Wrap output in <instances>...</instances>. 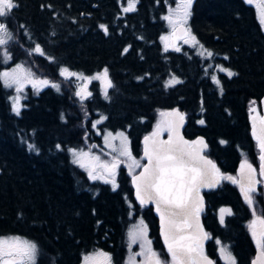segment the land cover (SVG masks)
Segmentation results:
<instances>
[{
  "label": "trees",
  "instance_id": "1",
  "mask_svg": "<svg viewBox=\"0 0 264 264\" xmlns=\"http://www.w3.org/2000/svg\"><path fill=\"white\" fill-rule=\"evenodd\" d=\"M15 3L18 7L0 18L14 33L8 46L11 59L0 62V72L19 64L37 78L58 83L60 90L46 86L37 93L26 84L17 115L10 99L17 95L15 87L0 82V237L35 243L36 264H80L97 251L121 262L128 254V225L142 215L154 249L167 258L151 207H141L132 198L126 165L118 169L114 190L111 183L90 179L89 170L74 163L69 150L100 149L101 138L92 124L104 116L97 128L124 131L132 155L140 159L141 138L153 131L159 113L178 108L186 119L184 135L204 136L205 153L221 173L234 175L245 159L257 167L258 150L247 118L250 103L258 104L264 94V29L255 6L246 0H192L187 21L199 44L165 52L160 38L168 22L163 17L176 8L177 0H138L130 13L122 11L127 0ZM101 24L108 26L107 34ZM36 44L40 53L34 50ZM200 45L213 55L196 52ZM208 65L235 75L207 70ZM61 67L83 77L107 67L114 87L105 98L100 81L85 80L86 98L81 101L75 95L80 91L77 79L66 80ZM173 76L182 82L166 88ZM203 195L201 219L210 235L206 254L215 257L211 239L217 236L229 244L237 264H249L255 244L248 231L253 215L238 187L223 181ZM255 201L257 214L264 213L261 190ZM221 205L231 207L224 224L215 213Z\"/></svg>",
  "mask_w": 264,
  "mask_h": 264
},
{
  "label": "snow or ice",
  "instance_id": "2",
  "mask_svg": "<svg viewBox=\"0 0 264 264\" xmlns=\"http://www.w3.org/2000/svg\"><path fill=\"white\" fill-rule=\"evenodd\" d=\"M252 3V0H248ZM138 0H127V6L123 7L124 13L136 10ZM192 0H178L175 9H169V14L163 17L170 28L169 35L161 36L164 41V51L169 49L170 40H183V43H191L194 47L199 44L196 36L187 28V20L191 15L190 8ZM18 7L15 0H0V18L10 15L11 11ZM50 7V6H49ZM260 23L264 25V0L261 3ZM107 34L108 26H99ZM14 33L8 29L5 23H0V62L7 63L11 59L8 46L13 41ZM130 47V46H129ZM203 48V45H200ZM35 52H41V46L35 45ZM175 48V51H180ZM125 53L128 48L123 50ZM207 56L213 53L207 51ZM203 54V53H201ZM52 60V57L48 58ZM228 77L235 75L229 69L221 68ZM60 75L66 80L72 77H83V74L72 72L67 67L60 68ZM83 79H95L97 81H107L104 89L105 98L107 89L114 85L109 78V70L105 67L101 72L93 77H83ZM143 79V77H138ZM211 79L217 84L220 81L215 75ZM0 82L5 88L15 87L16 96L11 97L12 111L17 115L21 111V92L26 84H31L37 91L41 87L51 86L57 91L60 90L58 83H53L48 79H40L35 76L31 69H25L22 65H16L8 71L0 72ZM173 76L165 82V87H173L181 83ZM222 91V89H221ZM75 95L83 101L86 97L82 91H76ZM91 96V93L88 94ZM255 101L250 103V112L256 113L257 108L253 107ZM162 119L157 123L153 132L144 137L143 155L136 159L132 155L130 141L123 132H108L104 136L105 144L111 151V161H100V156L92 155L82 149H70L74 157V163L84 166L87 158L89 166V178L92 180H103L111 183L115 190L118 185L116 176L121 164H126L129 174H131L132 184L135 187V197L141 207L154 204L155 210L160 219V235L163 239L168 259L162 258V254L155 251L152 241L148 238L147 225L141 219L139 226L129 232V243L139 244L140 251L133 253L130 257V264H136L135 257H142L139 264H214L207 256L204 249V242L210 239V235L203 230L200 223V215L204 210L203 197L200 195L202 188H215L223 181L227 180L238 184L240 192L245 202L250 206L253 219L249 222V230L257 247V256L251 264H264V213L257 214L255 207V194L257 185L264 183V115H252V136L257 142L259 151V168L257 170L247 159L243 160L239 168V178L225 175L220 172L216 164L204 155L207 144L203 138L188 141L180 135V128L183 125L185 115L178 109L168 112H160ZM106 117L101 116L99 120L92 124L96 128ZM199 123L203 124L201 120ZM164 132L168 133V139H161ZM119 139V145L113 142ZM221 143H226L221 141ZM30 150H36L35 145H28ZM60 148V145H57ZM115 153V155H113ZM146 160V163L143 161ZM136 169H140L137 173ZM230 215L231 210L220 209L221 213ZM221 223L224 221L223 215L220 217ZM217 244L220 241L217 240ZM220 254L225 257L226 264H236L235 257L226 247L220 248ZM38 247L35 243L24 240L20 237H0V264H36ZM83 264H111V256L108 253L97 251L83 257Z\"/></svg>",
  "mask_w": 264,
  "mask_h": 264
},
{
  "label": "rangeland",
  "instance_id": "3",
  "mask_svg": "<svg viewBox=\"0 0 264 264\" xmlns=\"http://www.w3.org/2000/svg\"><path fill=\"white\" fill-rule=\"evenodd\" d=\"M178 1V0H177ZM257 4V6H255L256 7V12H257V15H258V19H259V21H260V11H261V4H258V3H256ZM1 23V22H0ZM261 24V23H260ZM262 27H263V29H264V25H261ZM187 28H188V26H187ZM170 32H171V28H170V26H169V24H168V30L166 31V32H164L161 36H165V35H169L170 34ZM161 43H162V46H163V48H164V41H162L161 40ZM183 45H190V46H193L191 43H189V44H185V43H183V40H176L175 42H172V40H170V42H169V48L170 49H175V48H181ZM198 47V46H197ZM35 49V48H34ZM2 52H3V49H2ZM196 52H198V53H203L202 55L204 56V57H207V58H209V56H207V52L204 50V48H201L200 46L198 47V49H197V51ZM216 68V67H211L210 65H208L207 67H206V69L207 70H214V69ZM216 69H221V66L220 65H218L217 66V68ZM74 78H76L77 79V89L78 90H80V91H82V93H84V91H85V89L87 88V83L85 82V79H83V77H80V76H78V77H74ZM106 83H107V81H100V84H101V87H102V89L104 90L105 89V87H106ZM100 119V118H99ZM99 119H97V120H99ZM162 119V117L161 116H159V118H158V122L160 121ZM96 120V121H97ZM95 122V121H94ZM93 122V123H94ZM157 122V123H158ZM157 125V124H156ZM156 125H155V127H156ZM155 127H154V129H155ZM153 129V130H154ZM95 131H96V133H98V135L100 136V138H101V148L100 149H96V150H93L92 148H91V146H87V147H80V148H78L77 150H83V151H85V152H90L92 155H98V156H100V161L101 162H103V161H111V159H112V156H110L108 153L111 151V149L108 147V146H106V144H105V140H104V136H105V134L106 133H108V132H111V133H113V134H115V133H118V132H123L124 133V135L127 137V134L124 132V131H122V130H111V129H106V128H103L102 130H100V129H98L97 127L95 128ZM153 132V131H152ZM151 132V133H152ZM151 133H149V134H151ZM166 134H165V136L163 137V135H162V137L163 138H166L167 137V132H165ZM127 139H128V137H127ZM129 141V140H128ZM116 146H118L119 145V139H117L116 141H114L113 142ZM132 152V151H131ZM113 155H115V153H113ZM71 156H72V158H73V160H74V157H73V155H72V153H71ZM134 156V155H133ZM82 163H84V168L86 169V170H89V166H88V162H87V158L84 160V161H82ZM126 165V164H125ZM226 209V210H228L229 209V207H227V206H221V207H218L217 209H216V211H215V213H216V216L219 218V220H220V217H221V215H223V217L225 218V216L228 214L227 213V211H225L224 213H221L220 212V209ZM140 218L139 217H136V220L134 219L133 221H131L130 223H129V225H128V229H127V232H128V239H129V232H130V230H134L135 228H137L138 226H139V223H140ZM144 223V222H143ZM145 224V223H144ZM147 234H148V231H147ZM6 237H15V236H6ZM22 239H24V238H22ZM24 240H27V239H24ZM29 241V240H28ZM31 242V241H30ZM221 247H226L227 248V250L232 254V256H233V253L230 251L231 249L227 246V244H225V243H223L222 241H220V244H217V252H218V254H219V257H220V259L222 260V262L224 263V264H226V259H225V257H223L221 254H220V248ZM155 250V249H154ZM140 251V247H139V244L137 243V244H132L131 246H130V243H129V240H128V254H127V256H126V258L123 260V261H119V262H115L114 260H112L111 259V264H130V257L132 256V254L133 253H136V252H139ZM156 251V250H155ZM158 252V251H157ZM159 253V252H158ZM38 257V256H37ZM162 258L163 259H165V260H167L168 259V257L167 258H164L163 256H162ZM142 259V257H135V261H136V264H139V261ZM37 260V259H36ZM80 264H83V260L80 262Z\"/></svg>",
  "mask_w": 264,
  "mask_h": 264
},
{
  "label": "water",
  "instance_id": "4",
  "mask_svg": "<svg viewBox=\"0 0 264 264\" xmlns=\"http://www.w3.org/2000/svg\"><path fill=\"white\" fill-rule=\"evenodd\" d=\"M252 106L257 108V112H256V113H251V112H250V106H249V108H248V115H247V118H248V123H249V132H250L251 139L255 142L256 149L258 150L257 142H256L255 138L252 136V119H251V117H252V115H257V116H259V115H264V94H263V95L260 97V99H259V105H258L257 103H255V105H252ZM174 109H178V108H174ZM172 110H173V109H172ZM172 110H170V111H172ZM178 110H179V109H178ZM179 111H180V110H179ZM180 112H181V111H180ZM185 126H186V119H184L183 125H182V127L180 128V130H179V131H180V135H182L183 138H184L185 140L193 141V140H196L197 138H203V140H204L205 143L207 144V148H208V143H207L206 139L204 138V136H202V135H197V136H195V137L192 138V139L187 138V137L184 135V128H185ZM147 135H149V134H145V135L141 138L140 156L143 155V147H144V145H143V140H144V137L147 136ZM161 139L167 140V139H168V134H167V137H166V138H163V137L161 136ZM207 148L204 149V155H206V156L208 157V159L212 160L211 157H209V156L205 153V151L207 150ZM258 156H259V151L257 152V158H258ZM212 161L216 164V162H215L214 160H212ZM143 162L146 163V160L143 161ZM216 166L218 167L217 164H216ZM218 168H219V167H218ZM258 168H259V160H258V164H257V170H258ZM139 171H140V169H138L136 172L138 173ZM127 172H128V170H127ZM128 173H129V172H128ZM226 175H230V176H234V177L239 178V171L236 173V175H232V174H226ZM129 177H130V185H131V188H132V198H133L134 202H135L137 205H139V203H138V201L136 200V197H135V187H134V185L132 184L131 174H129ZM258 178L264 180V178H260V177H258ZM226 181H227V180H226ZM228 182H230V181H228ZM230 183H232V182H230ZM233 184H234V183H233ZM236 185H237V187L239 188V185H238V184H236ZM258 186H261V187H262V190H263V199H264V183L257 185V187H258ZM215 188H216V187H215ZM210 189H213V188H202L201 190H210ZM239 190H240V188H239ZM241 194H242V193H241ZM200 195L203 197V204H204V210H203V212H204V211H205V208H206V204H205L204 195H203V193H202L201 191H200ZM242 196H243V195H242ZM146 206H150V207H151L152 213H153L154 217L157 219V223H158V235H159V238H160V241H161L162 246H163L164 249L166 250L165 245H164V242H163V239H162V237H161V235H160V219H159V215L157 214V212H156V210H155V205L150 203V204H148V205H146ZM203 212H202V213H203ZM200 223H201V225H202L201 217H200ZM202 227H203V225H202ZM203 230H204V228H203ZM204 243H205V242H204ZM256 256H257V247L255 248L254 255H253V257L250 259L249 264H251V262L256 258ZM208 257H209V256H208ZM209 258H210V257H209ZM210 259H211V258H210Z\"/></svg>",
  "mask_w": 264,
  "mask_h": 264
},
{
  "label": "flooded vegetation",
  "instance_id": "5",
  "mask_svg": "<svg viewBox=\"0 0 264 264\" xmlns=\"http://www.w3.org/2000/svg\"><path fill=\"white\" fill-rule=\"evenodd\" d=\"M247 2H248V0H246ZM256 3H258V4H261L262 3V0H252V5H254V6H257V4ZM256 8V7H255ZM257 18H258V15H257ZM259 20V19H258ZM260 22V21H259ZM186 26H188V21H187V25ZM188 28H189V26H188ZM263 28V27H262ZM176 40H172V42H175ZM237 173V172H236ZM236 173L234 174V175H236ZM226 175V174H225ZM259 179V178H258ZM226 181V180H225ZM228 182V181H227ZM230 183V182H229ZM233 184V183H232ZM236 185V184H235ZM237 186V185H236ZM238 190H239V188H238ZM260 190L262 191V195H263V190H262V187L261 186H258L257 187V194L260 192ZM201 192L203 193V190H201ZM239 192H240V190H239ZM256 196H258V195H256ZM243 197V196H242ZM221 206H227V207H229V209L231 210V207L230 206H228V205H221ZM221 206H219V207H221ZM218 208V207H217ZM204 213V212H203ZM203 213H201V215L203 214ZM153 214V213H152ZM201 215H200V217H201ZM229 214H227L226 216H225V218H224V221H223V223H221V221L219 220V218H218V221L220 222V224H224V222H225V219H226V217L228 216ZM154 216V215H153ZM139 218H140V220L142 219L143 220V222L146 224V222H145V220L143 219V217H142V215H139ZM252 219H253V217H252ZM251 219V220H252ZM157 220V219H156ZM201 222H202V219H201ZM147 225V224H146ZM202 225H203V223H202ZM203 228H204V226H203ZM205 230V229H204ZM147 231H148V227H147ZM248 231L250 232V230H249V227H248ZM157 232H158V223H157ZM251 234V233H250ZM148 238H149V236H148ZM149 239H151V238H149ZM217 240H219V241H222L219 237H217V236H214V237H212V239H211V243L212 244H214V246H215V257H213V258H211V260L214 262V264H224L223 262H222V260L220 259V257H219V254H218V252H217ZM151 241H152V239H151ZM223 243H225V244H227V246L230 248V246H229V244L226 242V241H222ZM206 246H207V240L205 241V243H204V249L206 248ZM152 247H153V244H152ZM255 248H256V244H254V252H255ZM153 249H154V247H153ZM231 252H232V250H230ZM254 252H253V255H254ZM233 253V252H232ZM253 255H252V257H253ZM208 256V255H207ZM233 256L235 257V255H234V253H233ZM251 257V258H252ZM235 261H236V264H237V258L235 257ZM250 262V261H249Z\"/></svg>",
  "mask_w": 264,
  "mask_h": 264
}]
</instances>
